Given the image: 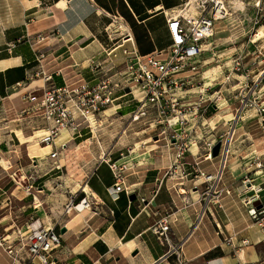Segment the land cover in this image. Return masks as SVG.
<instances>
[{"label": "crops", "instance_id": "crops-1", "mask_svg": "<svg viewBox=\"0 0 264 264\" xmlns=\"http://www.w3.org/2000/svg\"><path fill=\"white\" fill-rule=\"evenodd\" d=\"M182 1L0 0V143L8 147V166L12 158H21L20 170L29 166L30 159L36 162L29 143L34 135L21 125L33 113V103L24 101L21 94L40 96L51 86L93 84L105 76L125 78L121 74L126 55L116 44L121 43L120 33L109 37L106 32L113 16L121 18L139 53L167 51V18ZM122 45L132 47L129 41ZM263 71L253 82L264 81ZM126 89L115 90L119 98L104 113L130 114L136 99ZM246 93H236L223 106L209 107L205 119L196 123L198 133L188 139L191 151L186 158H199L206 172L222 171L220 187L238 186L249 179L251 188L259 189L251 202L234 191L222 195L220 206L210 201L200 215L204 203L199 199L206 185L189 176L165 175L174 151L163 134H148L147 129L120 136L83 183L67 181L60 175L66 149L89 141L87 134L92 132L91 125L79 119V134L71 136L72 131L63 130L56 138L57 145L66 142L56 157H50V145L35 149L53 166L40 177L43 185L37 193L12 177L19 194L9 200L13 205L0 216V233L15 237L16 229H28L31 217H38L44 226H54L61 234V244L51 253L52 264H238L253 260L264 264V114L240 107ZM257 94L264 100V86ZM231 127L225 162L220 155L203 159L204 141ZM127 146V151L121 150ZM118 174L120 190L115 189ZM69 193L77 200L90 197L91 208L65 214ZM162 217L170 224L166 239L152 231ZM229 236L234 237L235 248L225 242ZM14 250L9 254L0 247V264H19L18 257L28 264L26 249L15 243ZM34 264L39 262L35 259Z\"/></svg>", "mask_w": 264, "mask_h": 264}, {"label": "built area", "instance_id": "built-area-1", "mask_svg": "<svg viewBox=\"0 0 264 264\" xmlns=\"http://www.w3.org/2000/svg\"><path fill=\"white\" fill-rule=\"evenodd\" d=\"M229 14L226 0H183L167 18V27L170 44L167 51L158 50L141 54L133 45L130 35L125 32L121 18L114 15L110 25L106 27L109 37L120 33L122 47L126 55L124 71L120 80H113L112 76L100 78L90 84L84 82L73 87L67 85L51 86L43 90L40 96L25 92L21 94L24 101L32 102L31 112L40 118L42 129L38 135V143L50 145V157H56L59 149L66 146V142L57 145L56 138L63 130L72 131V135L79 134V119H83L90 127L89 116L93 113L104 112L114 106L119 97L115 90L128 87L136 101V106L130 111L131 119L140 120L148 118L146 123L150 131L159 130L166 142L172 147L173 157L167 167L165 175L180 174L193 178L198 184L206 185L205 193L200 197L204 207L202 215L208 208L209 202L219 204L223 194L236 192L244 195V201L251 202L257 197L259 189L251 188L249 179L234 187H220L221 172L209 173L200 167L199 158L189 161L186 155L191 151L189 137L191 133L197 134V122L204 120L209 107L222 105L227 102V94L223 88H216L207 94L209 87L197 77L202 74V56L205 46L210 44L217 25L227 19ZM125 32V33H123ZM129 41L131 48L124 47L122 43ZM239 65L240 61L237 60ZM238 69V66H237ZM264 72V71H263ZM127 77V78H126ZM46 79H49L47 76ZM230 80V75L226 77ZM260 81L259 79L256 80ZM255 88L248 89L240 101L241 108H253L257 113L264 114V100L260 99ZM119 109V107L117 108ZM192 125L191 129H187ZM232 127L225 133L213 139L204 141L205 153L203 159H211L212 148L220 142L219 154L225 162L232 142ZM81 135V134H80ZM114 171L116 165H110ZM60 169L61 165L57 164ZM115 189L120 190L121 176L118 174ZM253 194L247 195L248 191ZM87 193V192H86ZM91 199L88 196L77 200L69 193V199L64 205V213L83 211L91 208ZM79 206H82L79 208ZM170 224L166 217H162L152 231L161 239H166ZM233 236L225 239L232 245ZM15 243L26 249L30 261L34 264H52L51 253L60 246L61 234L55 227L44 226L38 217H31L27 230L16 229V236L9 238L0 234V247L9 254L16 253ZM238 264H259V261H244Z\"/></svg>", "mask_w": 264, "mask_h": 264}, {"label": "rangeland", "instance_id": "rangeland-1", "mask_svg": "<svg viewBox=\"0 0 264 264\" xmlns=\"http://www.w3.org/2000/svg\"><path fill=\"white\" fill-rule=\"evenodd\" d=\"M226 3L229 10L228 17L217 25L214 35L209 41L210 44L205 46L202 56L203 71L197 78L203 80L204 85L209 87V93L216 88H223L229 100L230 97L234 98L236 93L244 94L248 89L255 88L256 93H259L264 86V81L261 83L253 82V79L264 70V0H226ZM257 37L259 38L255 40ZM237 60L240 61L239 65L236 64ZM228 75H230V80L226 79ZM29 116L21 125L27 126L31 134L34 135L29 143H31V147L38 149L41 144H38L37 137L42 131V129H38L40 118L33 113H30ZM148 121L149 117H143L136 121L130 120L112 143L114 144L120 136L136 135L143 129H147L148 134L154 132L159 134V130L153 132L149 130V126L146 124ZM91 134L92 132H89L87 135L90 136ZM1 145L2 143H0V206L8 203L0 208V216H3V210L5 208L9 210V205H13V202L9 200H13L14 195L19 194L16 184H13V178L17 179V183L21 181L25 188L30 186V190L33 189L37 193V188L43 185L39 183L40 177L53 166H50L46 161L45 154L38 150L35 153L32 152L35 154L36 162H32L30 159L29 166L20 170L23 167L20 163L21 158H12V166L9 167V162L7 163L5 159V156H9V152H6L8 147ZM88 145L89 143L86 146ZM127 149L128 146L121 150L127 151ZM62 170L64 173L60 172V175L63 176V179L71 182L74 178L68 174L66 165L63 166ZM57 186L55 184L54 188ZM68 199L69 195L67 201ZM25 255L27 263L32 264L26 252Z\"/></svg>", "mask_w": 264, "mask_h": 264}, {"label": "bare ground", "instance_id": "bare-ground-1", "mask_svg": "<svg viewBox=\"0 0 264 264\" xmlns=\"http://www.w3.org/2000/svg\"><path fill=\"white\" fill-rule=\"evenodd\" d=\"M258 38H255V40ZM89 120L92 131L89 137V145L68 148L64 156L68 174L81 183L102 159L114 139L124 130L125 125L131 120V114L99 112L91 114ZM19 136L22 139L24 138L20 132ZM29 140L31 141L32 137ZM31 151L36 152L34 147ZM35 201L39 203L38 198ZM81 207L79 206V208ZM16 261L19 264L23 263L21 257H18Z\"/></svg>", "mask_w": 264, "mask_h": 264}, {"label": "water", "instance_id": "water-1", "mask_svg": "<svg viewBox=\"0 0 264 264\" xmlns=\"http://www.w3.org/2000/svg\"><path fill=\"white\" fill-rule=\"evenodd\" d=\"M128 91V89H126ZM88 140H85L84 142L81 143L82 146H86L88 144ZM219 149H220V142H217L213 148H212V155L217 156L219 154ZM133 198V195L131 196Z\"/></svg>", "mask_w": 264, "mask_h": 264}]
</instances>
